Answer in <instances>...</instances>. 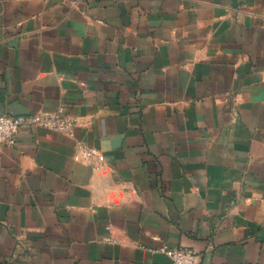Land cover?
Instances as JSON below:
<instances>
[{
  "label": "crops",
  "instance_id": "1",
  "mask_svg": "<svg viewBox=\"0 0 264 264\" xmlns=\"http://www.w3.org/2000/svg\"><path fill=\"white\" fill-rule=\"evenodd\" d=\"M55 112L0 145V264H264V0H0V115Z\"/></svg>",
  "mask_w": 264,
  "mask_h": 264
},
{
  "label": "built area",
  "instance_id": "2",
  "mask_svg": "<svg viewBox=\"0 0 264 264\" xmlns=\"http://www.w3.org/2000/svg\"><path fill=\"white\" fill-rule=\"evenodd\" d=\"M25 124H31L36 127L72 136L77 126V119L63 112L16 116L0 115V145H14L20 127ZM82 152L87 158L95 157L98 162H103L104 160L103 156L93 148L84 147L82 148ZM154 251L167 256L172 264H194L196 258L195 253L188 248L173 249L162 245Z\"/></svg>",
  "mask_w": 264,
  "mask_h": 264
},
{
  "label": "water",
  "instance_id": "3",
  "mask_svg": "<svg viewBox=\"0 0 264 264\" xmlns=\"http://www.w3.org/2000/svg\"><path fill=\"white\" fill-rule=\"evenodd\" d=\"M18 114V113H17ZM13 115H15V114H13ZM21 115V114H20Z\"/></svg>",
  "mask_w": 264,
  "mask_h": 264
}]
</instances>
